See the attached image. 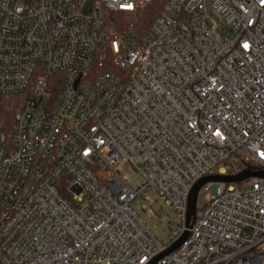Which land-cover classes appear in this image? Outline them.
I'll return each instance as SVG.
<instances>
[{"label":"built area","instance_id":"built-area-1","mask_svg":"<svg viewBox=\"0 0 264 264\" xmlns=\"http://www.w3.org/2000/svg\"><path fill=\"white\" fill-rule=\"evenodd\" d=\"M151 1L0 0V95L24 94L0 264H148L198 180L264 172V0H166L140 33ZM146 189L177 215L168 245L131 207ZM199 192L155 264H264V177Z\"/></svg>","mask_w":264,"mask_h":264},{"label":"rangeland","instance_id":"rangeland-1","mask_svg":"<svg viewBox=\"0 0 264 264\" xmlns=\"http://www.w3.org/2000/svg\"><path fill=\"white\" fill-rule=\"evenodd\" d=\"M128 177L133 174L129 170H125ZM211 193V190H210ZM206 192L197 195L196 206L200 208L206 203ZM132 209L142 219L165 245L170 242L169 235L174 231L178 224L176 213L167 207L163 200L159 198L157 193L152 189H146L141 195L137 196L131 203Z\"/></svg>","mask_w":264,"mask_h":264},{"label":"trees","instance_id":"trees-1","mask_svg":"<svg viewBox=\"0 0 264 264\" xmlns=\"http://www.w3.org/2000/svg\"><path fill=\"white\" fill-rule=\"evenodd\" d=\"M165 2L166 0H152L150 4L139 12L135 21V28L140 33L147 32L151 21L159 10L164 7ZM23 95H0V135L2 142L7 146L10 145L15 112Z\"/></svg>","mask_w":264,"mask_h":264},{"label":"water","instance_id":"water-1","mask_svg":"<svg viewBox=\"0 0 264 264\" xmlns=\"http://www.w3.org/2000/svg\"><path fill=\"white\" fill-rule=\"evenodd\" d=\"M250 177H264V172L262 171H251V170H243L235 175L227 176V175H211L206 176L198 180L194 186L192 187L188 200H187V211H186V220H185V229L183 233L164 251H162L159 255L155 256L148 264H155L160 258L169 254L170 252L177 249L187 238L188 229L193 221L196 212V201L197 195L199 193L200 188L207 182H226V183H237L241 182Z\"/></svg>","mask_w":264,"mask_h":264},{"label":"snow or ice","instance_id":"snow-or-ice-1","mask_svg":"<svg viewBox=\"0 0 264 264\" xmlns=\"http://www.w3.org/2000/svg\"><path fill=\"white\" fill-rule=\"evenodd\" d=\"M129 7H131V6H129ZM243 46H244V48H246V49L249 47L247 43H245Z\"/></svg>","mask_w":264,"mask_h":264}]
</instances>
